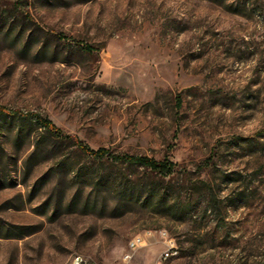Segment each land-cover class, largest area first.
I'll list each match as a JSON object with an SVG mask.
<instances>
[{
    "label": "rangeland",
    "instance_id": "rangeland-1",
    "mask_svg": "<svg viewBox=\"0 0 264 264\" xmlns=\"http://www.w3.org/2000/svg\"><path fill=\"white\" fill-rule=\"evenodd\" d=\"M0 108L175 164L0 125V264H154L156 239L121 261L145 229L171 264H264V0H0ZM146 186L174 206L125 196Z\"/></svg>",
    "mask_w": 264,
    "mask_h": 264
},
{
    "label": "trees",
    "instance_id": "trees-1",
    "mask_svg": "<svg viewBox=\"0 0 264 264\" xmlns=\"http://www.w3.org/2000/svg\"><path fill=\"white\" fill-rule=\"evenodd\" d=\"M0 125L3 127L7 126L10 129H15L19 134L24 133L26 135H30L32 132L38 131L34 141L33 151L31 153L33 155L46 150L51 151V148L48 147L46 142L48 135H51L57 142H62L64 140L70 141V143L76 146L83 154L92 158L101 159L107 157L114 161H122L128 164L142 166L150 172L162 175L170 174L175 167V164L168 160H156L144 155H131L127 153L113 154L106 148L92 149L79 139H74L69 135L63 134L60 128L55 126L49 119L42 117L35 112L11 113L0 108ZM125 196L129 201L140 204L144 207L155 205L170 209L174 206L169 203L168 199L165 198L164 193H159L151 186L127 190ZM206 209L210 208L207 207L205 210Z\"/></svg>",
    "mask_w": 264,
    "mask_h": 264
},
{
    "label": "built area",
    "instance_id": "built-area-1",
    "mask_svg": "<svg viewBox=\"0 0 264 264\" xmlns=\"http://www.w3.org/2000/svg\"><path fill=\"white\" fill-rule=\"evenodd\" d=\"M152 239L163 245V250L154 264H171V261L178 257L179 250L174 237L164 230L145 229L129 239L127 251L121 257L122 263L127 262L135 250L146 246Z\"/></svg>",
    "mask_w": 264,
    "mask_h": 264
},
{
    "label": "bare ground",
    "instance_id": "bare-ground-1",
    "mask_svg": "<svg viewBox=\"0 0 264 264\" xmlns=\"http://www.w3.org/2000/svg\"><path fill=\"white\" fill-rule=\"evenodd\" d=\"M159 230H164L165 232H167L165 229H159Z\"/></svg>",
    "mask_w": 264,
    "mask_h": 264
}]
</instances>
